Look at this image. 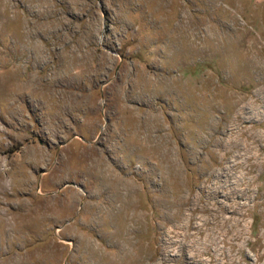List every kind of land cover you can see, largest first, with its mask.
Returning <instances> with one entry per match:
<instances>
[{"label":"rangeland","instance_id":"rangeland-1","mask_svg":"<svg viewBox=\"0 0 264 264\" xmlns=\"http://www.w3.org/2000/svg\"><path fill=\"white\" fill-rule=\"evenodd\" d=\"M0 264H264V0H0Z\"/></svg>","mask_w":264,"mask_h":264}]
</instances>
